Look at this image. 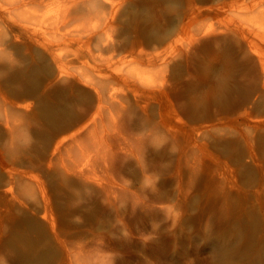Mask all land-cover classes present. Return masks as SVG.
<instances>
[{
    "label": "rangeland",
    "instance_id": "1",
    "mask_svg": "<svg viewBox=\"0 0 264 264\" xmlns=\"http://www.w3.org/2000/svg\"><path fill=\"white\" fill-rule=\"evenodd\" d=\"M0 264H264V0H0Z\"/></svg>",
    "mask_w": 264,
    "mask_h": 264
},
{
    "label": "clouds",
    "instance_id": "2",
    "mask_svg": "<svg viewBox=\"0 0 264 264\" xmlns=\"http://www.w3.org/2000/svg\"><path fill=\"white\" fill-rule=\"evenodd\" d=\"M223 76H224V73H223V71H221V72H218V73L216 74V77H215V78H216L217 80H220ZM76 219H77V218H75V221H76Z\"/></svg>",
    "mask_w": 264,
    "mask_h": 264
},
{
    "label": "bare ground",
    "instance_id": "3",
    "mask_svg": "<svg viewBox=\"0 0 264 264\" xmlns=\"http://www.w3.org/2000/svg\"><path fill=\"white\" fill-rule=\"evenodd\" d=\"M214 66V65H213Z\"/></svg>",
    "mask_w": 264,
    "mask_h": 264
}]
</instances>
